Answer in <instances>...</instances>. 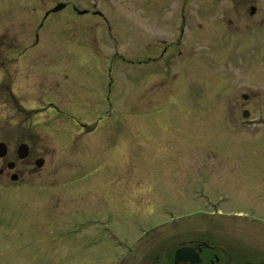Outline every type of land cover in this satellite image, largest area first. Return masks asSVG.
<instances>
[{"label": "rangeland", "instance_id": "obj_1", "mask_svg": "<svg viewBox=\"0 0 264 264\" xmlns=\"http://www.w3.org/2000/svg\"><path fill=\"white\" fill-rule=\"evenodd\" d=\"M19 4L18 10L12 12L13 21L25 19L27 29L31 30L33 8L28 3V8L22 11L23 4ZM217 4L220 3H213ZM4 13L0 12V23ZM26 13L30 14L28 18L23 16ZM204 13L209 15L204 17L203 28L217 29V11ZM93 29L92 34L86 28L70 29L64 42L72 39L71 46L75 47L78 41L77 48L84 49L85 40L91 34L92 45L102 47V52L98 51L102 60L107 57L117 62L113 46L127 59L139 58L138 51L142 50L136 45L141 43L136 44V38L104 40L98 28ZM60 36L63 35L57 38L61 39ZM95 36L99 43L95 42ZM209 38H200V41L188 38L187 47L197 48L204 56L201 61L220 63L212 65L214 69L205 70L206 74L197 80L191 71L185 77L176 74L177 69L171 73L157 69L149 75L147 68L132 65L114 66L111 79L102 65L76 64L53 74L52 67L65 63L68 56L64 50L59 55L51 49L44 54L47 74L41 81L43 87L59 83L61 87L71 83L76 86L70 92L65 91L71 100L61 94L58 101L51 97L45 101V105L49 100L55 101L62 111L47 110L43 114V120L50 119V125H54L53 129L46 128L49 134L45 139L51 148V171L34 182L29 197L21 193V187L12 188L9 195L0 197V209H4L0 215V264H90L86 256L104 253L103 247L91 252L82 241L67 234L63 236L61 221H75L92 212L110 215L117 226L126 229L136 221H147L146 209H157L152 221L165 219L161 209H167L175 218L193 215L197 209H211L195 194L203 178L209 181L210 195L227 198L225 203H218L224 209L253 208L264 214L262 126L238 132L233 126L235 120L230 118H241L244 109L250 111L248 118L264 115V68L248 73L231 65L225 69L224 61H230V43L213 44L208 42ZM147 39H142V44ZM44 43L52 46L46 40ZM77 61L86 62L89 58L84 56ZM108 93H113L110 99L106 98ZM243 93L249 100L242 98ZM102 115L104 119L100 120ZM4 118L0 115V120ZM61 132H66L68 145L60 144ZM40 209L54 211L50 220L57 229L44 227L45 233L32 232L30 236L20 233L19 229L24 226L22 215L30 211L32 215ZM33 222L38 225L36 219ZM8 227L17 228L18 233L7 232ZM29 227H23L22 231ZM222 231L227 234L228 229ZM125 234L126 238L133 237L130 229ZM73 241L76 245L79 241L80 246ZM109 250L112 254V249Z\"/></svg>", "mask_w": 264, "mask_h": 264}, {"label": "flooded vegetation", "instance_id": "obj_2", "mask_svg": "<svg viewBox=\"0 0 264 264\" xmlns=\"http://www.w3.org/2000/svg\"><path fill=\"white\" fill-rule=\"evenodd\" d=\"M13 1H17V4H13ZM211 1L220 4L213 5ZM211 1L0 0L1 8L4 7L0 12H5L3 23H0V115L5 117L0 120V197L9 195L10 190L15 187H21V193L29 197L34 182L42 180L46 171H51V148L45 139L46 134H49L46 128L53 129L54 125H50V119L43 120V114L47 110H54L55 113L62 111L55 101L49 100L48 105H45V101L47 97L58 101L61 94L69 98L65 91H72L76 85L63 84L61 87L59 83L55 86L51 84L46 89L43 87L41 81L47 74L43 57L50 49L58 55L64 50V54L68 56L65 63L59 62L52 67L53 74L56 70L58 74V70L70 69L76 64L92 65L91 67L102 65L111 79L114 66L132 65L134 68H147L149 75L154 74L152 72L157 69L168 73L177 69L176 74L185 77L191 71L197 77L194 80H197L207 70L214 69L212 65L220 63L201 61L203 54L200 55L193 46L187 47L188 38L190 36L200 41V38L210 37L208 42L225 44L226 41L232 47L228 56L230 61L223 63L225 69L227 65L246 73L252 69H263L264 0ZM19 3L23 4L22 11L28 8V3L33 8L34 24L31 30L27 29V20L20 18L13 21L12 12L18 10L16 6ZM209 4H212L211 7H208ZM213 6L216 7L213 9ZM209 10L217 11V29H210V26L203 28L204 17L208 14L204 12ZM23 16L28 18L30 14ZM146 23L149 27H144ZM96 27L104 40L112 37L136 38V44L141 43L136 45V48L142 50L138 51L139 58L127 59L118 52L117 46H113L117 62L114 58L108 60L107 57L102 60L98 52L102 47L91 43V34ZM79 28H86L91 33L89 40H85L84 49L77 48L78 41L75 47L71 46L72 39L64 42L70 29ZM61 34L62 40L57 38ZM95 37V42L99 43L98 36ZM216 37L223 38L224 41L216 40ZM145 38L148 41L142 44V39ZM45 40L52 46L44 43ZM80 44H83L82 41ZM104 49L107 51V47ZM84 56L89 61H77ZM236 58L239 61H234ZM110 86L108 83L107 87ZM108 94L110 95H106V98L110 99L113 93ZM242 98L249 100L246 93L242 94ZM246 113L249 115V109H244L239 119L230 117L235 120V124L231 120L234 128L238 132H249L262 126L264 132V115L248 118ZM99 118L103 120L104 115ZM66 138V132H61L58 139L60 144L68 145L70 141L65 142ZM208 183L205 178L201 179L195 194L206 201V208L211 209H197L191 218L186 215L167 220L171 213L167 209H161L165 219L152 221L157 209H146L149 213L147 221H136L125 229V226H117L110 215L91 212L75 221H61L60 227H64L60 234L62 232L63 236L67 234L70 238L82 241L91 252L103 247L104 253L86 256L90 264L94 261L97 262L93 264L99 261V264L102 261L105 264H264V214L253 208L224 209L218 203H225L227 198L210 195ZM3 210L0 209V215ZM151 210L153 212L150 213ZM53 212L40 209V212L35 211L32 215L31 211L22 215L24 226L19 229L20 233L25 232L29 236L32 232L45 233L44 227H52L50 219ZM188 218L192 220L189 221ZM34 219L38 221V225L34 224ZM73 219L75 218L71 220ZM25 226L30 227L22 231ZM128 229L133 235L131 239L124 235ZM223 229H228L227 234ZM14 230L17 234V228L8 227L7 232ZM79 241L76 246H80ZM92 244L95 247L90 249ZM109 246L112 254L108 252ZM179 249L184 251L176 261ZM96 257L100 259H94Z\"/></svg>", "mask_w": 264, "mask_h": 264}, {"label": "water", "instance_id": "obj_3", "mask_svg": "<svg viewBox=\"0 0 264 264\" xmlns=\"http://www.w3.org/2000/svg\"><path fill=\"white\" fill-rule=\"evenodd\" d=\"M247 115H248V114L246 113L245 116H247ZM183 251H184V249H179V250H177V252H176V257H175V260H176V261H178L180 255H181V253H182Z\"/></svg>", "mask_w": 264, "mask_h": 264}]
</instances>
